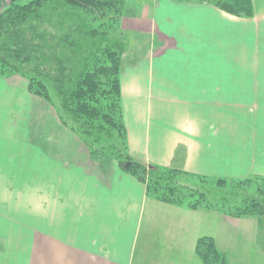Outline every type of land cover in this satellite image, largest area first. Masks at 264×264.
Wrapping results in <instances>:
<instances>
[{
    "label": "crops",
    "instance_id": "1",
    "mask_svg": "<svg viewBox=\"0 0 264 264\" xmlns=\"http://www.w3.org/2000/svg\"><path fill=\"white\" fill-rule=\"evenodd\" d=\"M252 3L248 19L207 4L128 1L122 35L150 40L121 60L133 161L197 179L264 178V0ZM258 232L255 218L147 196L117 159L91 157L25 80L0 76V264H203V237L243 264L252 244L264 259Z\"/></svg>",
    "mask_w": 264,
    "mask_h": 264
},
{
    "label": "trees",
    "instance_id": "2",
    "mask_svg": "<svg viewBox=\"0 0 264 264\" xmlns=\"http://www.w3.org/2000/svg\"><path fill=\"white\" fill-rule=\"evenodd\" d=\"M171 1L207 4L238 18L254 14L252 0ZM125 8L126 0H11L0 12V76L25 80L29 93L56 110L94 159L102 150L105 157L115 152L122 168L145 185L147 196L234 219L253 217L262 231L264 178L216 180L218 187L234 183L254 188L228 211L221 207L228 202L224 200L202 205L206 193L178 183L179 175H187L182 171L147 167L126 154L120 87L125 46L119 41L122 33L118 38L115 32ZM195 252L203 264H227L212 238L198 239Z\"/></svg>",
    "mask_w": 264,
    "mask_h": 264
},
{
    "label": "rangeland",
    "instance_id": "3",
    "mask_svg": "<svg viewBox=\"0 0 264 264\" xmlns=\"http://www.w3.org/2000/svg\"><path fill=\"white\" fill-rule=\"evenodd\" d=\"M24 0H18V2H23ZM129 0H126V5L128 4ZM139 2V4H141V9L145 8L147 6L151 7V5L153 4V2L155 0H136ZM197 1V0H195ZM177 3V2H176ZM177 4H189V3H177ZM192 5H196L193 4ZM127 8V6H126ZM125 8V10H127ZM144 11V9H143ZM220 11V10H219ZM224 13V12H223ZM125 15V12L124 14ZM232 16V15H230ZM234 17V16H232ZM238 18V17H235ZM249 19V18H248ZM116 34L118 36V38L121 36L119 35V33H122L121 30V25L119 24V30L116 29ZM122 43H124V52L123 55L126 51V48L130 47L133 44L139 45L142 48V46H150V40L148 36H141V35H136V36H128L127 34H124V36H122V38H120V40ZM245 44V42L243 43V45ZM262 45V43L260 44ZM243 57L247 58V57H251V50H244L242 51ZM122 55V57H123ZM255 62V59H254ZM262 64L264 66V59L262 60ZM263 66H259V67H263ZM52 107V106H51ZM120 147V146H119ZM103 152L98 153L99 156L96 157V159H101L105 156H103L102 154L104 153V150H102ZM108 151V150H106ZM106 156L109 154H113L111 158L116 157L115 152H106ZM119 154V153H118ZM121 155V153H120ZM108 158H110V156H107ZM116 159V158H115ZM178 183H182L192 189L196 191H198L197 194H205V200L206 202H203L202 205H206V203H210V205H215V204H219V201H228L226 204H222L221 203V207L226 208V210L228 211H232L230 210V207L233 208L232 206H237L238 203H242V199L244 197H246L245 195L248 194L250 191H254V188H247L242 185H238V184H234V183H225V185H223L222 187H218L215 183L216 180H209V179H197L194 178L193 176H188V175H179L178 177ZM256 178V177H255ZM260 178V177H259ZM262 178V177H261ZM245 179H250V178H245ZM223 180H227V179H223ZM243 180V179H241ZM229 182V181H228ZM262 196H264V193L261 194ZM225 210V211H226ZM248 218H253V217H248ZM238 219H244V218H238ZM258 241L259 243L261 242V246L264 248V228L262 231L258 232ZM260 248V252H262V254L264 253L262 251L263 248ZM248 251L247 252H243L244 254L242 255V261L243 264H264V259H262V256L260 255L259 252L254 251V247L252 244V247L248 246ZM229 254L231 255L229 257ZM226 255V254H225ZM227 258V264H240V260H236V256H234V253H232L231 251L228 252V254L226 255ZM235 258V259H234ZM231 259V260H230ZM238 259V257H237Z\"/></svg>",
    "mask_w": 264,
    "mask_h": 264
},
{
    "label": "water",
    "instance_id": "4",
    "mask_svg": "<svg viewBox=\"0 0 264 264\" xmlns=\"http://www.w3.org/2000/svg\"><path fill=\"white\" fill-rule=\"evenodd\" d=\"M126 166L128 167L129 165L127 164Z\"/></svg>",
    "mask_w": 264,
    "mask_h": 264
}]
</instances>
